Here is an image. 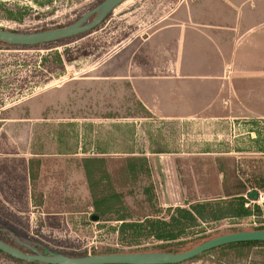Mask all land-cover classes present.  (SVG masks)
<instances>
[{"label":"rangeland","instance_id":"obj_1","mask_svg":"<svg viewBox=\"0 0 264 264\" xmlns=\"http://www.w3.org/2000/svg\"><path fill=\"white\" fill-rule=\"evenodd\" d=\"M102 1L0 0V30L63 28ZM127 1L76 37L37 47L0 43V118L16 111L14 118L31 120L7 126V152L25 156L27 179L0 173V226L52 253L151 250L162 242L143 232L122 236L120 224L168 221L175 208L225 202L237 181L264 185V119L159 120L128 99L126 88L118 99L110 85L82 87L81 78L149 22L136 12L144 0ZM228 1L195 0L191 9L228 14L230 3H241L243 13L264 11V0ZM240 46L252 68H264V24ZM254 191L256 201L244 195L250 210L264 204V188ZM260 226L264 218L253 212L226 216L198 223L177 241ZM0 264L28 263L0 254ZM182 264H264V246L218 248Z\"/></svg>","mask_w":264,"mask_h":264},{"label":"crops","instance_id":"obj_2","mask_svg":"<svg viewBox=\"0 0 264 264\" xmlns=\"http://www.w3.org/2000/svg\"><path fill=\"white\" fill-rule=\"evenodd\" d=\"M194 2L144 0L136 12L149 22L81 78L82 87L88 90L95 81L107 84L118 99L126 88L128 99L159 120L264 119V68H252L240 46L264 24V11L243 13L241 3L234 8L230 3L228 14L208 15L191 9ZM15 113L0 118V173L20 172L24 183L25 156L8 154L6 132L7 126L31 120L14 118Z\"/></svg>","mask_w":264,"mask_h":264},{"label":"trees","instance_id":"obj_3","mask_svg":"<svg viewBox=\"0 0 264 264\" xmlns=\"http://www.w3.org/2000/svg\"><path fill=\"white\" fill-rule=\"evenodd\" d=\"M94 17L95 15L91 16L88 20L92 21ZM233 188L235 190L234 192L227 191L225 193L224 197L227 198L225 202L204 201V202H197L194 204H190L187 209L175 208L172 211V215L169 216L168 221L144 220V222L142 223H130V224H126L122 222L119 226L120 235L129 236L133 238L135 236L142 234L143 232V234L145 233L146 235H149L156 242H162V243L160 244L157 243V245H155L151 250L129 251V252L115 251V252L102 253L101 255L116 254V253H153V252L180 253L190 250L192 249V247L200 243H203L209 239L226 234L223 233L217 235H204V236L202 235V237L199 238L194 237L189 241H177L179 237L185 235V231H189L194 227L198 226V223L215 222L226 216L231 218H240L249 215L250 212L251 213L253 212L257 216H262V218H264V204L262 208L257 205H254L251 210L245 207V205L248 202V199L246 197L248 196V193L250 191H254L259 188H264V185L250 184L249 186H247L244 183L237 181L236 185ZM244 195L246 196L244 197ZM252 230H264V226L256 227L253 228ZM230 232L234 233L239 231H230ZM16 234L18 233H15V231L11 230L8 226H4V227L0 226V240L4 242L6 245L17 249L24 254L50 255L52 253L48 251L41 244L35 242L32 239H29L27 236L20 234L16 235ZM248 246H264V242L235 243V244L222 246L219 248L248 247ZM0 254L3 253L0 252ZM58 254L71 258L97 255L94 252L91 253L83 252L79 254L58 252ZM28 264H38V263H28Z\"/></svg>","mask_w":264,"mask_h":264},{"label":"water","instance_id":"obj_4","mask_svg":"<svg viewBox=\"0 0 264 264\" xmlns=\"http://www.w3.org/2000/svg\"><path fill=\"white\" fill-rule=\"evenodd\" d=\"M125 1L104 0L93 9L84 13L73 24L63 28L35 33H15L0 30V42L15 47H36L76 37L98 27L116 7ZM93 15H95L93 20L87 22ZM248 198L251 201H256L258 200V193L251 191L248 193ZM92 220L96 221V217H92ZM245 242H264V230L224 234L180 253H116L71 258L58 253H51L50 255L24 254L6 245L1 240L0 252L18 261L38 264H182L213 249Z\"/></svg>","mask_w":264,"mask_h":264},{"label":"flooded vegetation","instance_id":"obj_5","mask_svg":"<svg viewBox=\"0 0 264 264\" xmlns=\"http://www.w3.org/2000/svg\"><path fill=\"white\" fill-rule=\"evenodd\" d=\"M87 22H90V21H87Z\"/></svg>","mask_w":264,"mask_h":264}]
</instances>
